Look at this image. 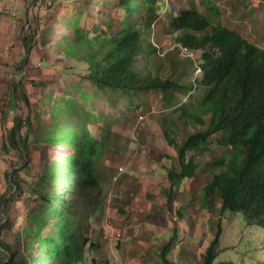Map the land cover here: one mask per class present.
<instances>
[{
	"label": "trees",
	"instance_id": "1",
	"mask_svg": "<svg viewBox=\"0 0 264 264\" xmlns=\"http://www.w3.org/2000/svg\"><path fill=\"white\" fill-rule=\"evenodd\" d=\"M118 3L121 15H109V20L92 28L74 29L73 43H65L69 55L87 66L82 74L95 93L108 96L115 106L120 101L139 105L133 99L158 89L166 94L189 93V107L188 98L180 99L184 106L173 121L176 129L163 121L167 144L177 154L178 169L167 173L170 183L184 182L209 168L211 176L203 185L206 200L214 196L221 213L238 212L248 225L264 227V48L238 30L215 25L196 8H174L173 0ZM206 3L220 18L219 5L212 0ZM164 8L171 15V27L182 31L177 42L200 54L196 64L200 73L186 83L154 75L150 68L160 49L150 32ZM25 45L30 58L34 43L25 38ZM142 61L145 66L140 68ZM69 66L67 61L62 63L63 69ZM17 87L31 114L26 124L17 118L9 130V144L20 150L23 163L7 172L9 193L0 202V264H76L77 252L82 259L85 248L92 253L103 249L100 242L85 237L90 230L85 229V220L106 209L101 166L105 143L94 133L102 120L84 106L91 97L87 94L83 102L57 98L52 121L48 123L43 115L34 121L24 82ZM201 88L205 93L200 99ZM15 94L19 96L17 91ZM37 124L40 130L34 133ZM190 125L192 130L178 142L173 134ZM213 143L226 148V153L203 163L197 161L210 152ZM47 145H53L55 152H44L45 166L31 180L24 179L22 172L31 175L34 149L42 151ZM12 192L25 204L24 220L13 222L8 214L11 205L6 199ZM78 204L89 212H79ZM25 221L24 228L15 233V242L3 240L7 229L21 227ZM220 234L219 221L202 264H214ZM91 263L97 264L94 259Z\"/></svg>",
	"mask_w": 264,
	"mask_h": 264
},
{
	"label": "rangeland",
	"instance_id": "2",
	"mask_svg": "<svg viewBox=\"0 0 264 264\" xmlns=\"http://www.w3.org/2000/svg\"><path fill=\"white\" fill-rule=\"evenodd\" d=\"M214 1L220 7V18L215 17L208 10L204 0H173V4L176 5L174 8L188 5L199 9L210 16L215 25L223 24L231 29L239 30L245 37L264 48V0ZM118 2L119 0H36L35 2L34 0H0V202L2 197L9 193L7 172L18 169L23 163L20 150L9 144V130L15 126L17 118H21V123L26 124L31 114L23 99V92H20L17 87L20 81L24 82L25 90L30 95L34 121L39 115H43V118L50 123L54 101L57 98L65 96L83 102L87 94L91 95L84 106L88 111L100 115L102 120L100 129L94 130L95 135L101 136L105 143L101 163L104 162L107 153H112L114 162H119L128 154V150L139 149V144L130 146L129 141L132 137L142 142L140 145L143 149L149 150L152 155L161 156L163 150L171 149L164 135L163 121L167 120L171 130L176 129L173 121L180 114V108L184 106L180 103V99L188 98L189 93L185 95L178 91L166 94L158 89L133 99L139 105L131 106L129 102L120 101L115 106L108 96L95 93L97 90L82 74L87 70V66L78 64V60L70 56L66 50L65 43H73L76 36L75 28L85 30L95 27L104 20H109V15H121L123 10ZM150 33H152L151 38L163 44L158 43L159 53L151 59L150 68L154 75L181 81L183 74L186 75V73L179 74L181 69L184 72L190 71L191 74L188 72L190 81L198 77L200 72L196 63L199 61L200 54L197 53L196 62L194 58L181 52L182 48L179 47L177 38L182 31H176L171 27V15L166 8L162 9L161 16L153 24ZM25 38L32 41L35 46L30 58ZM64 61L69 63L70 68H62ZM144 66L145 61H142L140 68ZM16 91L19 96L15 94ZM204 93L205 89L201 88L198 93L200 99ZM186 103L189 107V98ZM141 115H144L142 120L139 118ZM192 127L190 125L183 130L180 129L177 132L178 135L173 134V136L180 142L185 132L192 130ZM39 130L40 126L35 125L34 133ZM171 134L172 132L170 136ZM6 146H8L7 149ZM102 149V146H99V151ZM172 150L175 151L173 147ZM226 151V148L213 143L210 152H205L196 160L203 163ZM44 152L54 153L55 148L53 145H47L42 151L34 149L31 175L28 171L22 172L21 176L24 179L31 180L32 176L45 166ZM163 157L167 160L166 155ZM172 162L178 166L176 157ZM128 163L131 164V161ZM196 173L195 177L185 180L183 183L187 184L182 186V191L185 190L187 193L185 198H190L189 205L182 206L181 194L174 205L176 210L182 211L190 232L196 235L193 236L190 232H177L172 235V231L168 228L160 236L156 232L158 237L152 238L151 243H165L174 236L170 245L165 248L152 246L149 251L142 250L143 252L141 251L132 263L202 264L205 249L212 240L219 221L221 234L214 264H220L223 261H232L236 264L264 262V227L248 225L238 212L221 213L218 198L213 196L206 200L204 197L203 185L206 180H209L212 171L207 168L203 172ZM112 176L111 183H113ZM14 194L15 192H12L6 199L10 200L11 208L8 209V214L11 220H14L13 222L19 218L24 220L25 213L24 202L18 201V196ZM108 194L112 195V192ZM110 203L106 201L104 212L96 214L95 218L85 220V229H90L85 233V237L94 238L93 240L100 242L103 249L98 253H92L85 248L82 259H79L80 253L77 252L76 264H92V259L97 264H124L126 257L122 251H119L118 242L120 241L118 240H124L125 233L115 227L112 214L114 206ZM77 209L79 212H89L81 204L77 205ZM138 216L139 218L135 220L138 232L143 226H146L149 232H153L156 227H163L166 224L159 217L150 218L148 222L144 219V214L139 213ZM140 218L144 223L140 224ZM25 225L26 221L23 226L14 230L7 229L3 240L15 242L16 231L22 230ZM109 227H112L116 233H121L122 237L118 240H109ZM127 240L130 242V237ZM182 241L183 244L180 243Z\"/></svg>",
	"mask_w": 264,
	"mask_h": 264
},
{
	"label": "crops",
	"instance_id": "3",
	"mask_svg": "<svg viewBox=\"0 0 264 264\" xmlns=\"http://www.w3.org/2000/svg\"><path fill=\"white\" fill-rule=\"evenodd\" d=\"M204 1L206 3L208 0ZM246 1L249 2V0ZM205 6L207 7V3ZM159 42L162 44L161 41ZM188 72L190 73V71L184 72L179 69V74L186 73V75L183 74L184 77L179 82H188V77H190L191 74ZM129 144L130 146L139 144V149L136 151L133 149L132 151L128 150V154L119 162H114L115 159L113 154L107 153L104 162H102V167L104 168L102 183L106 194V201L109 203L112 202V204H110L114 206L112 214L115 219V227L125 233V239L118 240L120 241L118 242L119 251H122L123 255L126 257L123 262L124 264H134L132 262H134L135 258L142 250L149 251L152 246L165 248L170 245L171 239L174 236H171L165 243H151V239L157 236L155 234L156 232L158 236L165 232L166 228L172 231V235L177 232H190L189 225L186 224L185 217L182 216V211L179 212V209L176 210L174 206L180 194L181 200H183L181 203L182 206L186 207L189 205L190 198H185L187 193H185V190L182 191V186H185L187 183L184 184L181 182L172 185L167 177V173L171 168L178 169L175 162H172L173 158L176 157L174 156L176 152L174 150L171 151V148L163 150L161 156L152 155V152L150 153L149 150L143 149V146L140 145L142 142L133 137L129 141ZM162 147L165 148L164 146ZM163 155H166L168 161L165 160ZM129 161H131V164L126 167ZM120 165L126 167L125 174H123L117 182L111 183L110 178L116 172L117 168L121 167ZM109 192H112V195L108 194ZM139 213L144 214V219L146 221L148 220V222L150 218L159 217L164 220L166 224L163 227H156L153 232H149L148 228L143 226L138 232L135 220L139 218ZM131 218L132 220H130ZM127 222H129V224H126ZM140 222V224L144 223L143 219L140 218ZM190 233L191 235L193 234V232ZM195 235L196 233L193 234V236ZM129 237L130 242L127 240ZM128 256H131V258H128Z\"/></svg>",
	"mask_w": 264,
	"mask_h": 264
},
{
	"label": "built area",
	"instance_id": "4",
	"mask_svg": "<svg viewBox=\"0 0 264 264\" xmlns=\"http://www.w3.org/2000/svg\"><path fill=\"white\" fill-rule=\"evenodd\" d=\"M179 47L182 48L181 52L183 54H185L188 57L194 58V60L197 62V53L194 50L190 49L187 46H182L180 44H179ZM139 118L141 120L144 119V115H141ZM129 165H130V163H128V165L126 167H128ZM126 167H119V168H117L116 172L112 176V182L113 183L117 182L119 180V178L123 174H125ZM109 229H110V232L108 234L109 237L107 236L109 240H118V239H120L122 237V234L121 233H116L112 227H109ZM180 243L183 244V241L180 242Z\"/></svg>",
	"mask_w": 264,
	"mask_h": 264
},
{
	"label": "water",
	"instance_id": "5",
	"mask_svg": "<svg viewBox=\"0 0 264 264\" xmlns=\"http://www.w3.org/2000/svg\"><path fill=\"white\" fill-rule=\"evenodd\" d=\"M36 0H34V2H35ZM34 4V3H33ZM31 8V7H30ZM1 248V247H0Z\"/></svg>",
	"mask_w": 264,
	"mask_h": 264
}]
</instances>
